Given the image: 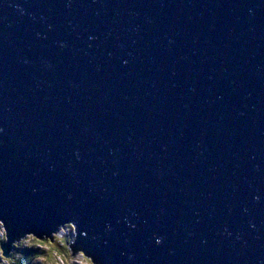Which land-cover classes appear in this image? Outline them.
Instances as JSON below:
<instances>
[{"label": "water", "instance_id": "95a60500", "mask_svg": "<svg viewBox=\"0 0 264 264\" xmlns=\"http://www.w3.org/2000/svg\"><path fill=\"white\" fill-rule=\"evenodd\" d=\"M0 128L14 226L264 264V0H0Z\"/></svg>", "mask_w": 264, "mask_h": 264}, {"label": "clouds", "instance_id": "9594fccd", "mask_svg": "<svg viewBox=\"0 0 264 264\" xmlns=\"http://www.w3.org/2000/svg\"><path fill=\"white\" fill-rule=\"evenodd\" d=\"M4 144L0 140V146ZM8 212L0 205V264H97L91 250L85 247L86 234L72 221L36 232L14 226Z\"/></svg>", "mask_w": 264, "mask_h": 264}]
</instances>
